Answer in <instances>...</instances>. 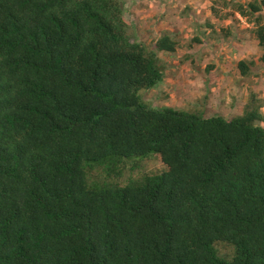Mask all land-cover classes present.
<instances>
[{
	"label": "trees",
	"instance_id": "1",
	"mask_svg": "<svg viewBox=\"0 0 264 264\" xmlns=\"http://www.w3.org/2000/svg\"><path fill=\"white\" fill-rule=\"evenodd\" d=\"M233 3L264 63V0ZM176 44L132 39L118 0H0V264H264L262 105L144 101ZM153 154L165 171L112 179Z\"/></svg>",
	"mask_w": 264,
	"mask_h": 264
},
{
	"label": "rangeland",
	"instance_id": "2",
	"mask_svg": "<svg viewBox=\"0 0 264 264\" xmlns=\"http://www.w3.org/2000/svg\"><path fill=\"white\" fill-rule=\"evenodd\" d=\"M118 1L132 39L152 48L167 34L177 43L173 52L156 51L163 79L154 88L140 91L144 101L154 107L231 119L242 113L253 93L264 116V63L259 60L262 49L254 35V16L249 21L233 7L235 1L253 0ZM259 15L264 25V8ZM241 59L253 62L250 74H240L237 63ZM259 124L264 127V119ZM137 162V166L123 165L122 174L111 178L125 184L129 178L167 169L154 154ZM111 178L101 169L88 174L89 181ZM214 246L219 255H232L230 246L220 242Z\"/></svg>",
	"mask_w": 264,
	"mask_h": 264
}]
</instances>
